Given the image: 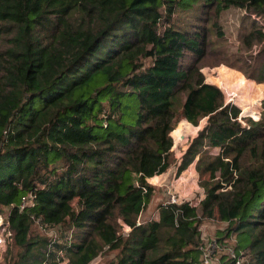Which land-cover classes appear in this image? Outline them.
I'll list each match as a JSON object with an SVG mask.
<instances>
[{"label":"trees","instance_id":"trees-1","mask_svg":"<svg viewBox=\"0 0 264 264\" xmlns=\"http://www.w3.org/2000/svg\"><path fill=\"white\" fill-rule=\"evenodd\" d=\"M199 2L207 14L264 15V0H0L6 264H90L104 249L117 252L109 264H204L205 218L228 224L226 236L236 241L220 264H243L248 254L264 264L259 117L245 118L254 125L235 144V126L199 131L177 176L210 160L208 147L226 145L232 159L209 161L196 206L163 204L158 219L139 222L154 194L147 180L171 167L175 101L184 96L181 116L194 126L217 112L232 120L242 113L202 73L208 31L174 28L176 9ZM255 78L264 84V66ZM66 224L62 241L34 231Z\"/></svg>","mask_w":264,"mask_h":264},{"label":"rangeland","instance_id":"rangeland-1","mask_svg":"<svg viewBox=\"0 0 264 264\" xmlns=\"http://www.w3.org/2000/svg\"><path fill=\"white\" fill-rule=\"evenodd\" d=\"M206 12L201 2L193 8H177L174 28L180 32L208 31L206 33L207 55L201 62L202 73L207 83H214L224 92L226 103L237 106L242 113L238 119L232 120L222 117L220 112H217L201 120L198 126H194L181 116L184 96L175 101L177 122L169 132L173 141L171 167L165 174L147 180V183L154 188V194L149 207L139 217L141 223L158 219V207L172 203L173 197L176 198L179 206H183L184 203L196 206L204 194L200 182L210 178L207 168L209 161L223 153L228 155L225 156L227 160L232 159L231 152L226 151V145L221 148L208 147L205 154L211 157L210 160L200 162L197 159L189 169L177 176V168L189 143L205 126L212 123L235 126L239 130L234 138L233 143L235 144L241 132L254 125L246 120V117H259L257 122H264V84L258 83L255 78L259 69L264 66V54L262 53L264 50V41H262L264 39V15L236 8L223 11L219 15L214 11L208 14ZM185 62H190V57ZM238 75L243 78V81H240ZM178 129L181 131L179 135H176ZM7 211L4 215H7ZM3 223L4 221L0 220V236L4 239V244L0 246V264H6L5 255L9 243L7 241L10 237ZM201 223L204 264H220L224 256L230 258L236 241L234 237L226 236L228 224L207 218L202 219ZM34 231L44 237H57L61 241L71 232L68 224L43 232L35 225ZM123 232L128 233L129 229L124 227ZM116 255L117 252L104 249L90 264H109L116 258ZM242 262L252 264L251 256L246 255Z\"/></svg>","mask_w":264,"mask_h":264},{"label":"built area","instance_id":"built-area-1","mask_svg":"<svg viewBox=\"0 0 264 264\" xmlns=\"http://www.w3.org/2000/svg\"><path fill=\"white\" fill-rule=\"evenodd\" d=\"M176 201H177L176 198L173 197V199H172V203H173V204H177ZM172 203H171V204H172ZM3 244H4V239H3L2 236H0V246H2Z\"/></svg>","mask_w":264,"mask_h":264},{"label":"crops","instance_id":"crops-1","mask_svg":"<svg viewBox=\"0 0 264 264\" xmlns=\"http://www.w3.org/2000/svg\"><path fill=\"white\" fill-rule=\"evenodd\" d=\"M214 84V83H213ZM157 177V176H156Z\"/></svg>","mask_w":264,"mask_h":264}]
</instances>
